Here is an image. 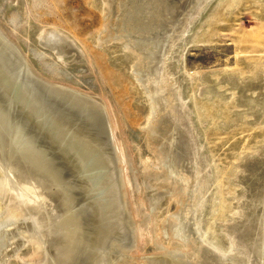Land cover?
Here are the masks:
<instances>
[{"label":"rangeland","instance_id":"rangeland-1","mask_svg":"<svg viewBox=\"0 0 264 264\" xmlns=\"http://www.w3.org/2000/svg\"><path fill=\"white\" fill-rule=\"evenodd\" d=\"M189 1L172 0L179 9L182 7V13L194 4ZM105 6V0H0V25L22 53L29 56L32 69L44 83L95 96L107 105L114 117L113 124L116 123L117 141L123 142L128 155V175H135L132 182L141 185L136 191L131 183L132 193L127 201L119 191L120 179L115 171L90 161L71 174L73 186L70 188L69 184L66 188L73 194L66 190L73 196H70L74 199L72 210L80 218L83 233L80 238L84 244L80 241L83 245L79 244L77 258L68 264H101L110 258L114 264H157L164 258L168 264H184L181 256L173 253L172 258L169 256L175 248L187 253L188 260L198 255L211 264H233L224 260L223 252L240 251L251 264H257V255L249 250L246 227L250 220L245 217L252 201L264 195V0H210L204 13L190 25L187 35L179 41L175 59L178 55L182 57L172 60L176 78L171 79L169 88L174 83L179 87L188 111V115L177 113L176 124L170 119L169 106L156 113L152 110L150 96L134 74L138 61L133 60L132 52L119 45V41L103 39L108 14ZM49 28L59 29L77 42L75 45L81 52L65 59V55L58 57L56 52L42 46L40 36ZM150 65L155 66V62ZM2 89L10 95L12 91L15 100L21 91L7 80ZM55 104L60 109L62 99ZM100 121L102 124L103 119ZM153 124L159 127V133L167 131V137L171 134L174 143L170 158L175 162L172 171L161 165L162 150L168 144L165 135L150 132L156 129ZM189 131L202 145L198 157L191 136L188 139ZM196 158L202 164L200 172L206 188L199 213L192 209L193 190L197 197L193 176L197 168H191V161ZM145 172H150L149 177L142 183ZM80 181L82 185L76 183ZM55 196L51 190L42 199L54 204ZM153 197L159 200L154 207ZM126 202L148 215L132 214ZM262 203L259 201L261 209ZM2 204L0 199V212ZM117 213L122 222L129 224L128 230L136 229L135 221L148 222L138 224L135 247L114 259L116 249L110 231ZM176 214L185 225L179 236L173 233L171 225ZM194 218L200 220L201 232L195 230ZM19 225L9 246L11 249L18 246L19 250L9 248L2 254L9 264H28L31 260L20 256L30 246L20 240L28 230ZM168 249L171 252L165 253ZM260 264H264V255Z\"/></svg>","mask_w":264,"mask_h":264},{"label":"bare ground","instance_id":"bare-ground-1","mask_svg":"<svg viewBox=\"0 0 264 264\" xmlns=\"http://www.w3.org/2000/svg\"><path fill=\"white\" fill-rule=\"evenodd\" d=\"M190 1L191 5L182 13L181 5L179 9V6L177 7L172 0H105L108 14H106L107 18L104 15L107 19L104 18L107 30L103 39L119 41V45L121 44L124 49L132 52L133 60L138 61L137 63L135 61L137 65L134 67V74L137 81L148 92L152 110L156 113L157 110L169 106L172 123L177 121L175 120L177 113L183 112L188 115L179 87L174 83L172 89L169 88L170 81L176 78L172 70L174 66L172 60L180 50L178 48L179 41L187 35L186 32L190 25L200 17L210 3V0ZM107 9H105L106 12ZM39 42L42 46L56 52L58 57L65 55V59L70 58L75 52H81L76 47L77 44L75 45L77 42L73 41V43L57 28L45 30L40 36ZM178 57L182 56L178 55L176 59ZM0 60L3 67L0 70V199L3 203L0 212V264H9L2 254L10 248V244H13L12 239L16 236L15 230L20 227L19 224L25 225L28 230L27 234L21 235L20 238L22 242L30 246L28 252H23L20 255L26 261L31 259L32 262L29 261L28 264H68L77 258L76 253L81 249L79 247L84 244L83 239L80 238L83 236L80 218L78 219L72 210V200L74 199H72V195H69L70 193L67 191L69 189L66 188L72 182L70 178L74 172L76 173L81 166L90 163V161L95 165L104 166V169L107 168L111 172L115 171L120 179L119 191L127 201L130 197L128 195L131 192V183L136 191L141 185L136 181L132 182L131 178L136 179L135 175H128L129 167L127 166L130 164L127 160L128 155L126 156L124 151L126 149L123 148L122 141L120 144L117 141L118 137L116 138L114 128L116 123L113 124L112 119L114 117L109 113L107 105L102 100L92 95L74 92L68 88L65 90L56 83L47 81L44 83L41 76L32 69L29 56L22 53L21 48L16 41L10 38L2 25H0ZM153 62H155V66L152 67L150 64ZM5 80L10 82V85L21 89L18 99L15 100L12 96V91H10V95L8 91L5 92L2 89ZM167 89H169L168 92ZM163 94H166L165 98L162 96ZM59 99H62L63 102L60 109L55 106ZM56 109L58 112L53 114ZM101 119H103L102 124ZM150 126L152 125L148 127ZM159 130V127H156L150 132L158 135ZM147 134L149 135L148 132ZM160 134L165 135L166 144H168L163 147L164 157L162 158L164 160L161 159L163 161L161 165L167 166L172 171L175 162L170 156L174 142L170 138L171 134L170 137L166 136L167 131ZM156 136L151 135V137ZM187 136H191L195 154L198 157L202 150L201 143L196 140L192 132L189 131ZM58 152L61 156L58 155ZM165 152L166 154H164ZM198 163V158L191 161V168L192 166L197 168L196 175H193L197 182L194 186L197 197H195L194 190L192 195L195 198L194 208H192L194 212L200 211L203 207V194L206 189L204 188L203 173L200 172L202 164ZM104 169H100V171L103 172ZM146 173L148 174L146 175ZM149 173L142 174V183L148 179ZM251 175H255L253 170ZM76 183L82 185L81 181ZM51 190L56 193L54 204L46 203L42 199L43 194ZM157 199L152 198L151 205L153 207L154 204L157 205L159 201ZM259 201L263 202L262 205L264 204V195L257 196L252 201L253 204L250 203L252 205L245 217V220H250L248 228L246 227L247 234H249L248 242H250V245L248 244L250 248H248L257 255V264H260L264 255V249H262L264 245V231H262L264 208L259 207ZM126 205L129 207L128 210L131 208L132 214L134 212L138 215L147 214L140 207L132 208L129 206V202H126ZM187 210L189 212L190 209ZM148 213L150 215L151 211ZM181 219V216L176 214L172 220L173 224H171L173 233L178 236L185 230ZM194 219L195 230L201 232L200 220ZM135 222L136 229L128 230L129 224L126 225L121 221L120 214L116 215L110 231L116 249L114 259L122 255L126 249L135 247L138 240L137 230L140 226L138 224L144 225L148 221L145 219V223ZM191 230L193 231V229ZM254 235L256 236L253 237ZM199 237L201 238L200 235ZM80 241L83 244H80ZM199 244L201 243L199 242ZM37 248L39 249L34 251ZM169 249L165 253H170ZM11 250L16 251L19 248L17 246ZM180 251L175 248L169 256L172 253L176 257L177 255L181 256L184 264H211L198 255L196 257L199 259H197L193 256L194 254L192 256L195 258L191 257L193 259L188 260L187 253L185 255ZM239 252H237L238 254L223 252L226 256L224 260L230 263L233 261L235 264H251L250 260H247L248 257H244L243 252L242 254ZM170 257L172 258V256ZM170 257L168 258L170 259ZM110 259L101 264H114L112 262L114 260ZM164 259L159 260L157 264H168L166 258ZM169 259L168 261H171Z\"/></svg>","mask_w":264,"mask_h":264},{"label":"water","instance_id":"water-1","mask_svg":"<svg viewBox=\"0 0 264 264\" xmlns=\"http://www.w3.org/2000/svg\"><path fill=\"white\" fill-rule=\"evenodd\" d=\"M46 48H47V47H46ZM47 49H49V48H47ZM45 79H46V78H45ZM58 155L61 156V154H60L59 152H58ZM74 180H75V179H74Z\"/></svg>","mask_w":264,"mask_h":264}]
</instances>
